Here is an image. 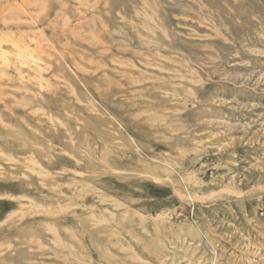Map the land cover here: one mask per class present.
I'll list each match as a JSON object with an SVG mask.
<instances>
[{
    "label": "rangeland",
    "instance_id": "obj_1",
    "mask_svg": "<svg viewBox=\"0 0 264 264\" xmlns=\"http://www.w3.org/2000/svg\"><path fill=\"white\" fill-rule=\"evenodd\" d=\"M0 264H264V0H0Z\"/></svg>",
    "mask_w": 264,
    "mask_h": 264
}]
</instances>
